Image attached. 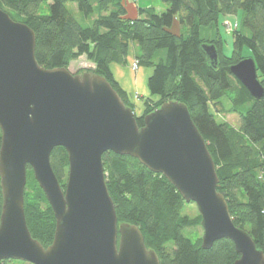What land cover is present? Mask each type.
Returning a JSON list of instances; mask_svg holds the SVG:
<instances>
[{
	"label": "trees",
	"instance_id": "1",
	"mask_svg": "<svg viewBox=\"0 0 264 264\" xmlns=\"http://www.w3.org/2000/svg\"><path fill=\"white\" fill-rule=\"evenodd\" d=\"M163 1L165 11L138 7L136 17L126 15L121 0H0V8L35 32V57L41 66L66 68L69 61L85 56L94 64V73L105 77L131 108L134 105L114 79L110 65L125 64L130 48H135L139 65L152 68L147 88L150 97H156L145 100L137 124L142 126L143 115L166 101L176 100L188 107L215 163L217 190L224 195L235 225L246 230L264 253V98H252L229 69L246 56L253 58L257 78L264 87V0ZM42 4L47 5V13H39ZM68 4H74L89 24H81ZM238 11L242 17L231 32L230 55L222 52L218 32L215 40L200 37V28L215 24L217 29L221 15ZM176 19L187 27L186 34L169 30ZM203 43L215 45L216 67L207 63ZM244 49L248 51L245 57ZM229 94L232 111L239 113L238 129L217 121L209 110L211 104L221 105L219 100ZM101 158L117 222L136 225L160 264H233L238 258L229 239H219L209 249L201 248V240H192L188 229L200 225L201 217L178 214L183 198L162 174L129 155L106 151ZM50 163L64 187L66 150L54 147ZM1 206L0 186V214ZM24 213L31 236L44 247L49 245L55 227L53 212L29 166ZM245 225L249 228H243ZM0 264L30 263L5 259Z\"/></svg>",
	"mask_w": 264,
	"mask_h": 264
},
{
	"label": "water",
	"instance_id": "2",
	"mask_svg": "<svg viewBox=\"0 0 264 264\" xmlns=\"http://www.w3.org/2000/svg\"><path fill=\"white\" fill-rule=\"evenodd\" d=\"M35 40L30 27L0 8V260L160 264L136 225L117 222L101 158L112 151L162 174L185 202L196 205L202 249L226 238L239 255L233 264H264V253L246 230L235 225L217 190L215 163L184 103H162L143 115L139 126L134 110L105 77L41 66ZM201 48L207 63L216 67L215 45L203 43ZM229 69L252 98H264L253 58L245 57ZM56 146L68 157L64 187L50 163ZM27 166L55 220L53 239L46 247L31 236L26 223Z\"/></svg>",
	"mask_w": 264,
	"mask_h": 264
},
{
	"label": "rangeland",
	"instance_id": "3",
	"mask_svg": "<svg viewBox=\"0 0 264 264\" xmlns=\"http://www.w3.org/2000/svg\"><path fill=\"white\" fill-rule=\"evenodd\" d=\"M121 2L123 3L125 8L127 9L126 15H129V16L130 15L131 16H138L139 15L138 9H137L138 7H142V8L153 7L157 13L165 11V9L167 7L166 3L163 0H121ZM67 6L71 10L72 14L79 20V22L81 24H83V25L89 24V21L86 20V18H84L83 15L80 14L76 10V7L74 4H68ZM47 12H48L47 5L42 4L41 8L39 10V13H47ZM106 12L107 11H105V13ZM241 17H242L241 11H238L237 13H234L232 15H227V16L221 15V17L219 18V23H218L217 29H216L215 24L213 26H208L207 27L208 29L203 28L201 30L200 35L202 38L211 41V40L216 39L217 32H218L222 37V46H223L222 52L225 55H230L232 52V35H231V32L233 30L231 32H229V31L227 32L226 30H227L228 25H233V26H236L238 24L240 25ZM17 21H19V20H17ZM19 22H21V21H19ZM169 30L173 33H176V34H179V33L186 34L187 33V27L180 25L179 22L177 21V19H176V21L173 22V25L170 27ZM132 49H134V48H132ZM132 49L130 48V51L128 53L127 62L125 64H123L122 66H124V68H126L130 72H132L134 83H137V81L139 80V76H138L139 69H140V67H144V66L139 65L137 59L135 58V56L132 53ZM247 54H248V51L246 49H244L243 56L247 55ZM134 63H137L138 68H135L133 66ZM112 64H115V63H112ZM144 68H148V69L152 70L151 67H144ZM66 69H68V71L72 74L81 75V74L86 73V72L90 73V74H95L94 73V70H95L94 64L91 61H89L85 56H81L77 59L69 61ZM111 73H112V71H111ZM112 75H113V73H112ZM113 77H114V75H113ZM114 79H115V77H114ZM116 82L118 83L117 80H116ZM134 95H135V98L139 99L140 96L138 93H134ZM230 96H231L230 94L227 96H223L219 100L221 102V105L217 104V106L213 107V105L211 104L209 106V110L213 114H215L217 121H224L228 124V126H231V127H234L235 129H238L239 125H240V117H239V113L232 111L233 104H232V100H231L232 97H230ZM126 97L128 99L130 98V96L128 95L127 92H126ZM154 98L156 99V97H154ZM133 105H134V107L132 109L134 110L135 113H137V110L139 109L140 104L138 105L137 108H136L135 103H133ZM141 105H144V103ZM183 201H184V199H183ZM178 214L180 216H188L189 218H194V217L199 215L196 205L192 202H185V201L181 204ZM243 228L248 229L249 227H248V225H245V226H243ZM188 231H189V235L191 236L193 241H198V240L202 241L203 229L200 225H198L197 227H194L192 230L188 229Z\"/></svg>",
	"mask_w": 264,
	"mask_h": 264
},
{
	"label": "crops",
	"instance_id": "4",
	"mask_svg": "<svg viewBox=\"0 0 264 264\" xmlns=\"http://www.w3.org/2000/svg\"><path fill=\"white\" fill-rule=\"evenodd\" d=\"M140 8H142V7H140ZM131 17H136V16H131ZM203 28H207V27L200 28L199 34H201V30ZM200 37H201V35H200ZM202 39H204V38H202ZM132 53H133V55L135 54V48L132 49ZM110 69H111L115 79L118 81L119 85L130 96V98H129L130 102L132 104L135 103L136 108L138 107L139 104L140 105L143 104L144 101L147 99H155L153 96L150 97V92L147 88V79L150 76L152 70H150L148 68L140 67L139 72H138L139 80L137 81V83H134L132 72H130L128 69L124 68V66L118 65V64H111ZM134 93L139 94V96H140L139 99L135 98ZM140 105H139V109L137 110V113H136L137 115H140L144 110V105H141V106Z\"/></svg>",
	"mask_w": 264,
	"mask_h": 264
},
{
	"label": "built area",
	"instance_id": "5",
	"mask_svg": "<svg viewBox=\"0 0 264 264\" xmlns=\"http://www.w3.org/2000/svg\"><path fill=\"white\" fill-rule=\"evenodd\" d=\"M235 28H237V25L236 26H233V25H228V27H227V32L229 31V32H231L232 30H234ZM133 66L135 67V68H138V65H137V63H134L133 64Z\"/></svg>",
	"mask_w": 264,
	"mask_h": 264
},
{
	"label": "bare ground",
	"instance_id": "6",
	"mask_svg": "<svg viewBox=\"0 0 264 264\" xmlns=\"http://www.w3.org/2000/svg\"><path fill=\"white\" fill-rule=\"evenodd\" d=\"M116 3V2H115ZM112 8V7H111ZM117 8H118V5H117ZM133 19V18H132ZM128 103H129V101H128Z\"/></svg>",
	"mask_w": 264,
	"mask_h": 264
}]
</instances>
